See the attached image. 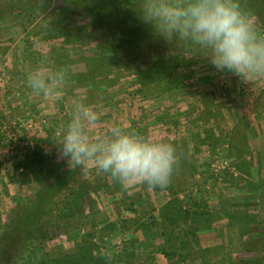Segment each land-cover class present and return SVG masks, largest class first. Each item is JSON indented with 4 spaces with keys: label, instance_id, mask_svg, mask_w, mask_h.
Listing matches in <instances>:
<instances>
[{
    "label": "rangeland",
    "instance_id": "obj_1",
    "mask_svg": "<svg viewBox=\"0 0 264 264\" xmlns=\"http://www.w3.org/2000/svg\"><path fill=\"white\" fill-rule=\"evenodd\" d=\"M45 1L0 14V122L14 91L13 115L32 120L19 150L0 143V264H264V78L179 45L195 63L162 84L153 74L150 87L167 89L141 93L120 64L117 15L142 0ZM240 5L264 38V0ZM36 68L68 70L60 96L30 88ZM81 99L99 115L93 135L119 125L174 143L169 185L125 189L91 162L71 167L54 141Z\"/></svg>",
    "mask_w": 264,
    "mask_h": 264
},
{
    "label": "clouds",
    "instance_id": "obj_2",
    "mask_svg": "<svg viewBox=\"0 0 264 264\" xmlns=\"http://www.w3.org/2000/svg\"><path fill=\"white\" fill-rule=\"evenodd\" d=\"M141 19L169 42L205 53L217 71L245 78H264V38L240 0H142ZM69 79L67 69L51 74L42 68L28 73L27 83L38 95L58 97ZM98 113L84 100L76 103L58 138L60 153L71 167L91 162L125 189L138 185L165 188L179 163L177 146L147 138L135 129L114 126L107 133L90 132Z\"/></svg>",
    "mask_w": 264,
    "mask_h": 264
},
{
    "label": "trees",
    "instance_id": "obj_3",
    "mask_svg": "<svg viewBox=\"0 0 264 264\" xmlns=\"http://www.w3.org/2000/svg\"><path fill=\"white\" fill-rule=\"evenodd\" d=\"M38 1L39 0H0V14L6 11L11 14L19 7H27L36 4ZM42 1L44 2L45 0H40V3ZM250 6L255 7L252 2ZM129 8L130 7H127V9H125L126 12L124 16L117 15L119 19L117 20V24L122 22L121 28L122 32H124L122 36L124 43L120 46V55L122 54L120 64H123L124 68L128 69L130 73L136 75V84L139 85V92L150 95L161 92L164 89L166 90L167 85H163L165 87L160 85L158 88L155 87L154 89L150 87L151 83H153L152 75H158L159 82L162 84L166 78L170 77V74H175L177 69H189L190 66L195 63V60L192 61L181 57H179V59L177 55L173 54L172 50L175 46H184V44L166 41L154 31L150 24L143 22L139 13L140 8ZM241 8L245 11L244 7ZM7 14L8 13H5V15ZM139 42L141 43L139 44ZM136 84L134 87H136ZM47 232L48 231L45 230L46 234ZM31 246L32 245L28 248ZM30 252L31 248L26 250V253ZM30 256V254H26L25 258ZM22 260H25L24 257H22ZM13 264L17 263L13 262Z\"/></svg>",
    "mask_w": 264,
    "mask_h": 264
},
{
    "label": "crops",
    "instance_id": "obj_4",
    "mask_svg": "<svg viewBox=\"0 0 264 264\" xmlns=\"http://www.w3.org/2000/svg\"><path fill=\"white\" fill-rule=\"evenodd\" d=\"M22 90H23V88H20V92H22ZM8 91H11V89H9V87H8ZM15 92L16 91L11 92V94H9V97H11V96L13 97V93H15ZM9 97H8V99H6L7 105H5V107H4V109L8 110V111H6V113L9 114V119H7V121L4 123L0 122V143H3L2 147H1V149H3V150L1 152L5 153V155H8V153L5 150H8L10 147L15 146L14 150H12V151H9L10 149L8 150V152H10V153H13L16 150H19L20 147H17L16 141L18 140L17 138L22 137L21 136L22 134L20 135V132H18V131L21 130V128H23L27 123L32 121L31 119L26 121V117H24L21 114L16 115V116L13 115V111H12L13 108L12 107L14 106L15 101L12 103L11 100L13 101V99L9 98ZM18 128H20V129L18 130ZM4 141H6V143ZM3 153L0 155H2V158L4 160L5 155ZM2 158L0 159L1 161H2ZM12 165H14V164L12 163ZM11 171H13V170L11 169ZM7 172H8L7 169H4L3 172L2 171L0 172V192H1L0 196H3L2 194H3V191L5 190V186L2 183L7 182V179L4 177V176H6Z\"/></svg>",
    "mask_w": 264,
    "mask_h": 264
}]
</instances>
